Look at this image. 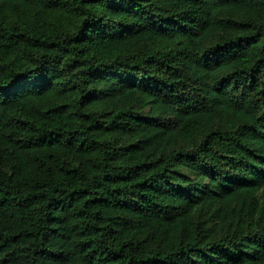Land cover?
Masks as SVG:
<instances>
[{
    "label": "trees",
    "instance_id": "1",
    "mask_svg": "<svg viewBox=\"0 0 264 264\" xmlns=\"http://www.w3.org/2000/svg\"><path fill=\"white\" fill-rule=\"evenodd\" d=\"M0 264H264V0H0Z\"/></svg>",
    "mask_w": 264,
    "mask_h": 264
}]
</instances>
